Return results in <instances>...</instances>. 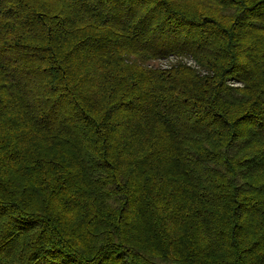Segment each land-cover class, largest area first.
<instances>
[{
    "label": "trees",
    "instance_id": "16d2710c",
    "mask_svg": "<svg viewBox=\"0 0 264 264\" xmlns=\"http://www.w3.org/2000/svg\"><path fill=\"white\" fill-rule=\"evenodd\" d=\"M0 264H264V0H0Z\"/></svg>",
    "mask_w": 264,
    "mask_h": 264
},
{
    "label": "rangeland",
    "instance_id": "374dc122",
    "mask_svg": "<svg viewBox=\"0 0 264 264\" xmlns=\"http://www.w3.org/2000/svg\"><path fill=\"white\" fill-rule=\"evenodd\" d=\"M184 62H186V61H184ZM169 63H170V61H166V62L164 61L163 63H161V66L165 68L166 66H169ZM187 64L189 66H192L190 62H187Z\"/></svg>",
    "mask_w": 264,
    "mask_h": 264
}]
</instances>
